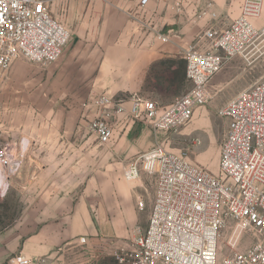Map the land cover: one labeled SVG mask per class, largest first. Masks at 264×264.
<instances>
[{
	"label": "rangeland",
	"instance_id": "obj_1",
	"mask_svg": "<svg viewBox=\"0 0 264 264\" xmlns=\"http://www.w3.org/2000/svg\"><path fill=\"white\" fill-rule=\"evenodd\" d=\"M115 1L50 0L51 16L71 34L63 56L49 65L18 61L7 79L0 81V150L7 149L10 158L20 165L10 173L0 167V239L6 249L16 248L13 256L21 254L25 240L43 226L56 223L76 232L83 225L77 220V214L80 201L86 197L102 232L95 236L73 237L70 240L73 250L64 257L61 255L70 244L61 243L57 249L62 254L52 258V263L48 264H120L115 254L119 252L120 243L117 241L121 239L107 234L106 202L101 192L105 190L107 181H121V173L123 178L124 170L121 171L116 162L122 159V154L115 149V141L117 134L122 137L132 123L124 130L118 128L115 139L103 145L90 130L96 110L85 108L84 104H88L95 95H106L126 103L137 94L167 107L191 89L188 80L185 84L182 82L181 64L171 76L172 83L161 82L157 76V81L146 85L143 91L111 89L118 85V82L113 84L111 72L114 69L106 64L107 57L112 54L109 49L112 30L105 27V23L103 26L100 18L99 27L91 30L73 12L86 7L106 8ZM153 1L152 5L142 4V26L133 28L131 33L156 38L160 37L155 35L159 32L173 37V42L187 39L190 41L188 46L194 44L209 26L224 27L231 23L239 15L236 13L240 12L242 4V0ZM209 8L217 12L216 18L210 15ZM99 13L92 11V15ZM250 58L249 61L232 60L211 80L209 87L213 98L196 111L187 125L167 133L152 130L160 136V143L168 151L183 155L192 164L218 174L220 150L227 133V120L220 112L238 93L264 80V51L252 52ZM66 67H75L77 72L70 70L65 75ZM159 70H162L161 66L155 71ZM116 71L120 73L118 78L124 77L121 68ZM67 80H71L69 84ZM74 161L75 164L72 163ZM51 166L56 169L50 170ZM91 174L98 181L99 191V195L93 198L90 197L92 187L88 178ZM142 179L144 218L142 228H136L145 230L151 213L155 180L148 174H144ZM83 238L87 240L86 244L81 243ZM122 241H126V248L130 249V239ZM254 241L248 229L227 222L220 231V255L245 251Z\"/></svg>",
	"mask_w": 264,
	"mask_h": 264
},
{
	"label": "built area",
	"instance_id": "obj_2",
	"mask_svg": "<svg viewBox=\"0 0 264 264\" xmlns=\"http://www.w3.org/2000/svg\"><path fill=\"white\" fill-rule=\"evenodd\" d=\"M209 9L216 18L217 12ZM160 37L170 41L168 36ZM70 40L68 30L51 16L50 0H0V81L18 61L41 65L59 61ZM260 51H264V0H242L231 23L209 26L194 44L183 48L191 84L187 93L167 107L135 94L129 109L124 100L92 96L84 104L97 113L90 130L107 145L117 129L124 130L130 122L166 133L185 126L213 98L211 80L232 60L249 61L252 52ZM220 114L227 120V133L217 175L161 143L125 167L123 178L128 183L144 174L152 176L155 193L147 228L131 230L130 249L128 243L120 244L115 254L120 264H264V80L238 93ZM19 166L7 149L0 150V167L10 173ZM138 207L145 209L141 199ZM227 222L248 229L253 245L220 255V231ZM7 264H48V258L21 253Z\"/></svg>",
	"mask_w": 264,
	"mask_h": 264
},
{
	"label": "crops",
	"instance_id": "obj_3",
	"mask_svg": "<svg viewBox=\"0 0 264 264\" xmlns=\"http://www.w3.org/2000/svg\"><path fill=\"white\" fill-rule=\"evenodd\" d=\"M142 1L117 0V2L108 4L106 8H104L105 6H100L98 9L86 7L83 10L73 12L74 16L77 19H82L85 24L84 26L89 25L92 28L91 30L99 27V18L103 26L105 23V27L108 26L111 28L112 36L110 43H112V46L109 49L112 51V54L110 53L112 56L107 57L106 64L114 69L111 72L114 75L113 84L115 85L118 82V85L111 88L114 91H143L146 89V85L157 81V76L161 82L172 83L171 76L178 69L179 64L183 67L182 82L183 84L187 82L186 61L183 57V48L187 47L190 43L189 40L184 39L181 42H173V37L168 36L170 41L164 42L161 37L155 38L147 36L146 34L131 33L133 28L142 26ZM153 2V0H148L145 5H152ZM177 5L178 2L175 3L176 11ZM94 10L100 11V13L92 15V11ZM86 11L88 12L87 15H85ZM238 14L239 11L236 13V16ZM89 19L91 21H88ZM157 34L158 36H167L166 34L161 35L159 32L155 33L156 36ZM136 43H139V45H136ZM140 44L142 45L140 46ZM72 59L75 60V56ZM18 64V62L15 63L14 67ZM159 66L162 67V70L155 71ZM74 68L66 67V73L63 74L67 75L70 70L76 73L77 71ZM115 68L117 70L118 68L123 70V78H118L120 73ZM70 81L67 80L66 83L69 84ZM130 105V102H126V109H129ZM159 138L160 136L153 133L149 126L140 124H132L122 137H119V134H117L115 141L117 146L115 149L118 154H122V159H117L119 161L116 162L119 163L121 171L139 154L147 152L159 144ZM75 161L72 163L75 164ZM52 169H56V167L51 166L50 170ZM89 176V184L92 187L90 197H97L99 195L98 181L96 178H93L92 174ZM120 177L121 181L119 180L118 182H115L113 179L107 181L106 188L101 192V195L106 202L107 223L109 224L108 228H106L108 231L107 234L117 239L120 238L121 240L117 242L125 244L127 242L122 240L130 239L131 230L136 227L142 228L144 217L142 216V210L138 207V202L144 197V183L143 177L133 185L125 182L124 178H122V173ZM80 203L77 220L83 225L76 232L66 230L56 223L43 226L25 240L22 253L34 259L48 257V262L52 263V258H57V256L62 254L57 249L61 243L66 242V244H70L65 249V252H63V255H61L64 257L73 250L70 242L73 237L82 235L95 236L98 235L99 231L102 232L100 222L96 220L94 210L91 205H88L87 198L84 197ZM15 251V247L6 249L3 246V241L0 239V264H3L9 257L13 256Z\"/></svg>",
	"mask_w": 264,
	"mask_h": 264
}]
</instances>
